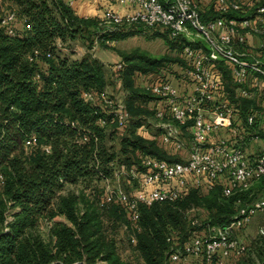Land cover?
<instances>
[{
  "label": "trees",
  "instance_id": "trees-1",
  "mask_svg": "<svg viewBox=\"0 0 264 264\" xmlns=\"http://www.w3.org/2000/svg\"><path fill=\"white\" fill-rule=\"evenodd\" d=\"M11 1L18 6L17 16L30 28L9 34L0 17V264H95L98 259L104 264H128L116 256L95 215L78 217L73 198L59 196L66 185L89 187L106 178L108 164L116 156L106 146L105 126L97 123L104 113L81 97L85 90H105L104 64L91 54L80 60L55 54L58 39L74 40L85 29L95 30L100 41L106 37L123 38L124 32L103 31L96 17L76 15L64 0ZM118 54L123 68L115 71L123 82L125 107L133 116L143 111L132 102V98L143 95L136 92L131 79L133 71H150L170 59L141 51ZM232 89V104L241 126L259 134L258 118L253 125H247L246 117L262 107L254 98L236 97V85ZM72 121L77 125L72 126ZM84 131L89 135L88 141L77 143ZM31 136L36 137V143L26 149L24 142ZM246 143L245 139V149ZM124 145L153 150L160 157L169 158L152 141L141 137L127 139ZM43 146H49V152ZM258 182L264 186V175L249 189L229 196H224L221 185H217L204 195L192 190L184 199L140 206L138 246L147 264H163L169 257L167 238L171 235L164 233V228L169 230L166 221L176 220L186 204L208 210L210 217L203 226H224L240 207L250 203L248 194H254ZM7 202L17 211L11 221L5 222ZM57 213L66 214L75 230L54 226L56 239L50 247L30 231L39 217L52 218ZM258 235L256 248L246 246L244 253L255 256L254 264H264V235ZM198 258L206 264H216V258L208 263L201 256Z\"/></svg>",
  "mask_w": 264,
  "mask_h": 264
},
{
  "label": "built area",
  "instance_id": "built-area-1",
  "mask_svg": "<svg viewBox=\"0 0 264 264\" xmlns=\"http://www.w3.org/2000/svg\"><path fill=\"white\" fill-rule=\"evenodd\" d=\"M77 1L64 0L70 7ZM96 18L103 31L166 33L181 44L185 61L181 74L166 66L140 81L145 90L161 101L154 106L155 117L169 120L159 125L160 140L179 154L178 160L145 155V171L140 175L143 188L133 196L122 190L106 193L103 206L115 200L123 204L139 230L140 206L171 203L182 199L191 189L208 193L217 184L221 185L222 194L229 196L249 189L264 175V147L253 156L246 152L245 134L257 133L236 120V108L227 100L224 72L220 68L227 70L236 85V97L253 99L254 94H261L264 100V0H107ZM16 21L14 11H4L1 22L9 34L16 32ZM22 24L30 28L24 21ZM255 38L259 40L254 42ZM97 42L96 37L94 43ZM122 68L123 63L118 62L114 69ZM182 83L189 85L190 90ZM181 86L186 89L181 90ZM81 97L104 113L97 119L100 126L112 121L125 128L129 122L123 100L106 90H85ZM257 118L256 111L247 114L246 124L253 125ZM70 124L77 125L73 121ZM260 124L258 130L263 129ZM223 127L230 128L231 135L208 142L209 134ZM183 129L190 130V141L183 138ZM261 132L264 135V129ZM88 136L84 131L76 142L88 141ZM35 143L36 137L31 136L24 146L27 149ZM43 149L50 150L49 146ZM258 210H264V200L249 208L240 207L233 221L224 226L207 225L203 235L193 236L183 244L182 251L172 248L169 259L176 262L183 252L201 256L207 262L216 258V264H226L227 259L244 253L246 245L235 232ZM259 233L264 235V227ZM167 239L171 241L173 236ZM135 240L131 238V242Z\"/></svg>",
  "mask_w": 264,
  "mask_h": 264
},
{
  "label": "rangeland",
  "instance_id": "rangeland-1",
  "mask_svg": "<svg viewBox=\"0 0 264 264\" xmlns=\"http://www.w3.org/2000/svg\"><path fill=\"white\" fill-rule=\"evenodd\" d=\"M100 8L99 12L97 10L96 13L93 12L92 15L87 16L93 18L97 17L100 14ZM6 10H12L16 13L17 21L15 22V30H20V23H22V20L17 16L18 6L11 0H0L1 18ZM122 32H124L123 38L112 39L106 37L103 41L98 39L97 43H94V41L98 34L92 29L83 30L81 35H77L74 40H67L65 42H61L59 39L57 40L55 54L60 57H69L70 59L80 60L86 55H90L91 52H102L105 55L104 58L114 59L119 55V51H141L150 56H165L170 59L169 61L161 62V64L159 63L160 65L158 64V67H155L150 71H133L131 79L134 82V86L137 88L136 92L141 91L143 92V95L141 94L138 98H131L132 102L135 103L136 106H139L140 109H143V111H141V113L136 112V114H134V112V115L132 114L133 116L129 115V122L125 128H119L117 124L112 121H109V123L107 122L104 125L107 135L105 142L106 146L116 155L108 164L109 175L101 181L94 182L89 187H85L81 184L66 185L63 190L59 192V196L73 198V207L78 217H83L88 213L95 215L96 219L101 224V230L104 237L112 245L114 253L121 261L128 264H147L138 246V234L140 229L138 230L135 228V223L130 220L126 207L116 200L107 206H103L101 203L106 193L122 190L126 195L133 196L143 188L140 175L145 171V167L142 164V159L145 155H151L169 161L178 160L179 157H176L177 155L173 153L172 149L166 147L160 140L162 128L159 125L161 122L168 121L169 119H157L154 114V106L148 108V102H156L157 99L155 100L156 97L142 87L143 83L140 81L142 77L147 78L154 76L159 73L160 68L166 66H170V68L173 67L175 72L177 71L181 74V69L184 67L185 61L182 56L181 44L171 40L166 33L157 31L142 32L130 29L123 30ZM118 62L122 63L123 61L120 59ZM115 65L116 63L111 64L109 61L104 65L106 71L105 90L108 94L117 96L124 102V95L121 93L124 91L123 82L119 75L120 73H117L114 69ZM220 68L224 72V87L225 92L228 94L227 100L232 103L233 98L231 91L235 84L230 77L226 75L224 68L222 66H220ZM183 85L186 87L189 86L187 84ZM189 131L183 129V138L187 141H190L191 137ZM126 133L128 134L127 137L124 136ZM147 135H149L150 138H148L149 136L147 137ZM259 136L261 138L264 137L262 132L259 133ZM132 137H141L147 141H152L154 147H157L160 153L168 155L169 158L160 157L153 150L134 149L128 145H124L126 140L131 139ZM254 145L256 149L259 148L257 144ZM261 183L262 182H258V184H256L254 189L257 190L252 196L248 194V198L252 199L250 202H253V200H264V186L262 185V187ZM192 190L197 191V194L199 195L205 194L201 189H191L190 191ZM188 193L185 194L182 199H184ZM247 205L245 207H252V204ZM16 211L17 208L12 206L10 202H7L5 222L11 221L12 214ZM207 211L208 210L203 206L186 204V207H182V213L180 212L181 214L177 216L176 220L169 219L166 221L169 230L164 228V233L173 236V239L168 243L169 251H171L172 248H178L182 251L184 243H187L193 236H199L205 233L207 227L202 224L203 221L210 217V213ZM233 219L234 217L231 221H233ZM56 225H65L72 230H75L72 222L68 219L66 214L57 213L52 218L48 215L39 217L36 225L30 232L38 235L47 245L53 247L56 239L53 228ZM139 226H141V224H139ZM249 226L256 230L260 229V227H264V211H257V214L253 217L251 225ZM256 235L258 236V233ZM132 237H135V242H131ZM246 246L249 247L248 245ZM254 258L255 256L249 255L248 251H246L243 255L229 259L227 264H240V262H243L242 264H254ZM104 263L103 260L98 259L95 264ZM163 264H206V262L198 257L186 255L181 252L178 261L173 262L168 257Z\"/></svg>",
  "mask_w": 264,
  "mask_h": 264
},
{
  "label": "crops",
  "instance_id": "crops-1",
  "mask_svg": "<svg viewBox=\"0 0 264 264\" xmlns=\"http://www.w3.org/2000/svg\"><path fill=\"white\" fill-rule=\"evenodd\" d=\"M106 3H107V0H78L75 3V5L72 7V10L78 16L88 17L87 15L90 16V15L93 14V12L96 13L97 10L99 12V8L102 7ZM100 10H101V8H100ZM20 25H21V30H22L23 29V24L20 23ZM258 40H259L258 38H255L254 42H257ZM91 56L94 57V58H97L104 65H106L108 61L111 64L118 63V61H120V59H121V57L119 55H117L116 58H114V59L104 58L105 55L102 52L101 53L100 52H95V53L91 52ZM186 88L190 90L189 86L186 87ZM186 88L181 86V90H185ZM121 93L123 95L124 91L121 92ZM156 99L157 98H155V100ZM254 99L257 102V106H261L262 107L261 109H256V115L258 116L259 123H261L260 124L261 127L264 129V100H263V97L261 96V94H254ZM160 103H161V101H159L158 99L156 100V102L149 101L148 102V108H152V106L160 105ZM236 120L237 121L239 120V122L241 121L239 118L236 119ZM235 123H236V121H235ZM228 130H230V128L223 127L220 130L209 134L208 142H214L219 137H223V136L226 137V136L231 135V132H229ZM262 130H260V131H262ZM148 136L149 135H147V137ZM245 137H246L245 139L247 140L246 152L248 153V155L253 156V155L257 154L258 152H260L263 149V147H264V137L261 138L258 133L256 135L245 134ZM148 138H150V136ZM254 144H257L259 148L256 149ZM176 155H177L176 157L179 156L178 153ZM257 201H259V200H253V202H250L248 204H254ZM262 211H264V210H262ZM256 214H257V211L250 217L249 221L241 229H236V232H235V236L238 238V240L241 243L248 245L249 246L248 248H251V245H252L253 249H254V247L256 248V246L258 244L257 242H258V239H259V235L257 236L256 234L259 232V229L258 230L253 229L249 225H251V221H252L253 217H255ZM254 230H256V231H254ZM190 256H192V255H190ZM226 262H229V259H227Z\"/></svg>",
  "mask_w": 264,
  "mask_h": 264
}]
</instances>
